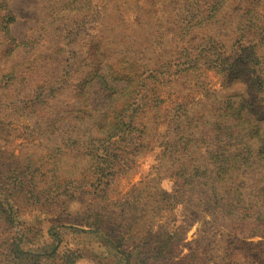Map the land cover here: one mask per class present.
Segmentation results:
<instances>
[{
	"label": "rangeland",
	"instance_id": "obj_1",
	"mask_svg": "<svg viewBox=\"0 0 264 264\" xmlns=\"http://www.w3.org/2000/svg\"><path fill=\"white\" fill-rule=\"evenodd\" d=\"M0 2V202L13 222L0 233L21 257L41 255L14 254V264L264 261V235L234 240L209 216L207 190L180 195L176 163L164 155L184 109L214 120L228 63L264 64L257 33L264 0ZM3 12L13 18L9 35ZM100 76L115 79L123 97L100 100ZM126 116L142 137L111 144L121 154L114 179L93 197L90 151L99 124ZM257 171L241 178L244 194H254L264 164ZM93 210L103 212L110 233L84 225Z\"/></svg>",
	"mask_w": 264,
	"mask_h": 264
},
{
	"label": "trees",
	"instance_id": "obj_2",
	"mask_svg": "<svg viewBox=\"0 0 264 264\" xmlns=\"http://www.w3.org/2000/svg\"><path fill=\"white\" fill-rule=\"evenodd\" d=\"M3 9L5 4L0 2V10ZM3 17L1 29L9 35L7 25L13 18L9 12H3ZM260 26H257L260 28L257 33L261 36L259 43L264 38V25ZM227 59L228 57L221 58L224 61ZM237 64V59L228 63L225 72L221 74L225 90L224 100L220 103L214 120L210 122L208 115L198 118L189 109H184L181 121L177 122V130L173 129L171 132L169 149L164 154L172 155L171 159L176 163V170L171 175L181 182L180 195L189 188L195 189L200 196L202 189L207 190L209 197L206 208L209 216L220 227L231 231L234 240L264 235V176L261 181H252L251 190L255 191L252 195L244 194V183L241 180L248 175L259 174L257 170L262 169L264 164V104H258L256 96L257 92L263 94L261 101L264 102V64L258 67L246 64L245 68V64L236 66ZM247 65L252 66V69H247ZM100 78L105 87L100 100H118L123 97V93L113 86L115 79L107 81L105 76ZM89 115L84 114L86 117ZM133 119L134 117L126 116L127 122L115 118L114 121L106 123L104 118V122L99 124L101 131L93 139V149L90 151L94 170L92 182L88 184L90 189L87 191L93 197L100 194L114 179L113 166L118 162L115 159L121 154H115L111 150V144L119 140H129L131 143L141 139L142 133L135 129ZM80 135L82 132L76 138ZM0 179L3 180V177ZM2 191L4 190L0 186V193ZM181 196L179 199L183 200ZM250 197L255 200H250ZM90 201L95 204L94 199ZM0 205L3 207L5 204L0 202ZM3 208L0 209V229L4 226L9 228L13 223L10 208ZM92 214L91 220H86L84 225L94 231L110 233L107 231L108 223L103 212L93 210ZM3 235L4 233H0V259L4 261L3 264H14L9 259L14 254L20 260L29 259V252L21 257L17 244L10 241L9 234L4 238ZM231 245L228 242L225 248ZM232 255H227V258H232ZM30 256L33 261L41 258L40 254L31 253ZM242 259L243 264L257 263L255 260Z\"/></svg>",
	"mask_w": 264,
	"mask_h": 264
}]
</instances>
